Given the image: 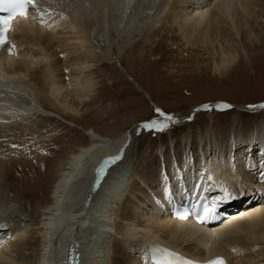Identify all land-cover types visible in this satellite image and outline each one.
Segmentation results:
<instances>
[{"label":"bare ground","instance_id":"obj_1","mask_svg":"<svg viewBox=\"0 0 264 264\" xmlns=\"http://www.w3.org/2000/svg\"><path fill=\"white\" fill-rule=\"evenodd\" d=\"M37 3L40 10L36 13L44 15L50 25L35 19H16L12 32L16 40L12 38L0 51V112L3 113L0 137L8 138L0 141V219L7 220L6 232L11 233L8 242L0 243V264H63L71 246L80 252V264H147L141 250L148 242H161L199 260L224 253L230 264H264V205L233 211L223 224L211 229L192 219L183 221L154 213V208L146 204L148 189L138 196L133 191V186L138 189L140 185L143 189L145 184L142 186L138 181L136 187L137 179L131 186L132 168L139 163L135 159L137 149L129 144L126 133L119 136L88 130L89 143L70 157L55 181L50 206L38 218L37 213L29 212V204L25 202L30 195L45 196L44 181L48 175L45 166L54 161L57 152L44 155L47 143L51 140L50 144L57 143L58 138L57 128L49 131L43 127V121L50 114L51 120L59 114L62 122L71 124L72 119L83 114L75 103L89 101L94 93L95 66L111 60L113 55L116 37L110 36V27H121L125 20L133 21V16L139 24L138 20L142 22L147 17L143 34L146 38L168 19L171 30H178L182 36L187 32L193 46L205 48L208 31L219 24L220 17L227 20L225 17L231 14L235 18V14L245 12V5L251 8L264 0H37ZM138 3L143 10L138 8ZM108 13L109 21L105 20ZM85 19L94 23V35L89 33ZM101 44L105 47L101 51L106 52L99 54ZM217 47L222 56L217 69L223 71L228 65L225 56L229 51L215 45L216 52ZM13 55L16 57H9ZM233 55L235 59L234 52ZM172 116L175 123L186 120L184 116ZM255 127L258 131L237 129L241 133L231 134L227 142H221L220 150H206L194 165L196 168L201 162L200 175L190 176L187 181L196 178L212 185L215 179L225 183H229L225 179L231 182L243 179L264 197L263 179L258 177L260 170H246L247 163L261 159V154L256 158L258 153L248 146L253 144L256 148L264 142V118ZM36 133V137H26ZM13 135L25 136L24 142L12 143L16 145L13 147ZM195 152L198 154L199 149H194ZM171 161L169 166L165 165V172L158 165H149L151 168L141 172L150 189L156 191V182L164 174L171 180L178 172L187 171L186 166L191 164L183 150L178 163L173 165ZM233 167L239 170L237 175L231 172ZM203 169L207 170L202 172ZM8 180L14 181V185H8ZM18 183L21 192L16 188ZM163 191L158 193L161 201L157 209L168 208L167 203L176 200L175 195L168 193L166 199ZM119 206H122L120 215L116 211Z\"/></svg>","mask_w":264,"mask_h":264},{"label":"rangeland","instance_id":"obj_2","mask_svg":"<svg viewBox=\"0 0 264 264\" xmlns=\"http://www.w3.org/2000/svg\"><path fill=\"white\" fill-rule=\"evenodd\" d=\"M258 4L251 8L249 5H245L244 8L243 5L245 12L235 14V18L234 15L230 16L231 14L229 17L223 16L227 20L220 17L219 24L208 31L211 39L208 38V42L204 44L208 49L193 46L187 32L183 37L178 30H171L168 19L162 26H157L158 28L155 26L156 30L146 38L143 34L147 27V17L142 22L138 20L139 24L133 16V21L125 20L121 27L114 26V29L110 27V36L116 37L113 42V55L110 56L111 60H105L95 66L92 72L95 80L92 82L95 84L94 93L89 96V101L82 104L75 103L83 111L81 118L72 119V123L67 124L62 122L59 114H55L57 117L51 120L52 114H50L43 121L45 129L50 131L52 128H57L58 138L57 143L50 144L52 140L49 145L47 143L44 155L57 152L54 161L45 166L48 173L44 181L47 189L45 196L35 194L34 197L30 195L25 199L29 204V212L37 213L38 217L50 206L55 181L60 177L70 157L81 146L89 143L88 130L93 129L99 134L128 135L129 144L135 145L134 149H137L135 159H138L137 164L139 163L132 168L131 186L137 179L142 186L145 184L141 189L138 182L135 185L136 187L139 185L138 189L133 186L135 189L133 191L138 193L132 192L131 195L134 193L137 195L148 189L149 196L154 191L149 188L150 185L143 179L141 172L151 168L149 165H154L155 159L163 171L165 165L169 166L170 159L173 160L171 161L174 162L173 165L179 162V154L183 150L189 155L191 164L195 165L199 162V156L202 157L206 150L210 151L212 148L220 150L221 142H227L231 134H236L239 130L247 132L254 128L252 132L258 131L255 126L264 118V107H259L264 103V12H262L264 3ZM137 6L143 10L139 3ZM247 8L250 9L246 11ZM117 9L114 7V10ZM109 17L108 13L105 20L109 21ZM90 20L92 21L91 18ZM90 20L85 19L84 23H87L89 33L94 35V23ZM230 21L233 24H230ZM212 43L214 45H211ZM215 45H220L221 48L229 51L225 56V60L228 58L226 60L228 65L226 70H221L222 72L217 69L222 56L218 47L217 52L213 48ZM99 47L105 48L102 44ZM104 52L106 50L102 52L100 48L99 54ZM217 101H225L226 105L231 107L219 105L217 107L219 103ZM45 107L49 109L47 105ZM158 108L176 117L184 116L186 120L171 123V130L168 128L160 132L144 130L140 124L159 118L155 111ZM136 128L137 131L133 133ZM37 134L26 137L33 138ZM24 138L25 136L13 135L11 144L20 145L24 142ZM259 146L264 149V142L257 145V150H260ZM225 147V151L228 150L227 144ZM253 148L256 149L254 146ZM194 149H199L198 154L194 153ZM224 155L225 153L221 159ZM259 155L260 153L256 158ZM167 156L170 159H166ZM200 164L201 162L195 168L196 171L200 168ZM239 164V167L243 168V164ZM189 165L185 168L187 171L192 168H189ZM206 170L203 169L202 172ZM187 171H180L176 176L183 177L180 174H187ZM166 175L168 174H164ZM181 179L188 182L186 177ZM158 182H156L157 187ZM7 184L14 185V181L8 180ZM20 185L18 183L16 188L22 191ZM175 193L168 192V195L173 197ZM135 194L133 196L137 197L138 195ZM116 211L120 215L122 206Z\"/></svg>","mask_w":264,"mask_h":264},{"label":"snow or ice","instance_id":"obj_3","mask_svg":"<svg viewBox=\"0 0 264 264\" xmlns=\"http://www.w3.org/2000/svg\"><path fill=\"white\" fill-rule=\"evenodd\" d=\"M30 9H35L39 12L37 0H0V12L8 13L7 16L0 17V47L6 46L8 43L7 33L11 30V20L13 18H27ZM13 47H15L13 45ZM231 107V105H224ZM256 107V106H250ZM264 107V104L259 105ZM159 118H154L142 123L144 130L152 132L165 131L171 123L175 122L171 114L165 113L162 109H156ZM191 118V117H190ZM16 147V145H13ZM170 194V193H169ZM228 195H231L230 193ZM212 210L205 209L206 214L210 215ZM182 218H187L186 216ZM203 222V221H201ZM164 256L162 258L153 257L154 264H227L223 257H217L210 261H196L187 258H182L181 261L173 259L179 254L172 252L169 249H163Z\"/></svg>","mask_w":264,"mask_h":264},{"label":"water","instance_id":"obj_4","mask_svg":"<svg viewBox=\"0 0 264 264\" xmlns=\"http://www.w3.org/2000/svg\"><path fill=\"white\" fill-rule=\"evenodd\" d=\"M72 249H74V250H72V254H71L72 256H71L69 262H70V264H78V261L76 259L79 258L80 253L76 247H74Z\"/></svg>","mask_w":264,"mask_h":264}]
</instances>
